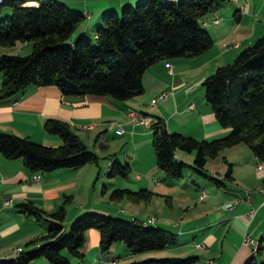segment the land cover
Here are the masks:
<instances>
[{"label":"trees","instance_id":"obj_1","mask_svg":"<svg viewBox=\"0 0 264 264\" xmlns=\"http://www.w3.org/2000/svg\"><path fill=\"white\" fill-rule=\"evenodd\" d=\"M22 1L0 3L10 6L9 13L0 18V44L31 41L28 53H0V98H12L27 85L53 84L64 94L90 93L121 100L142 91L141 74L158 59L193 56L208 48L212 38L201 16L226 0H138L119 11L106 10L94 28V37L84 33L72 36L82 14L62 1L35 0L36 5H21ZM200 85L216 122L227 127V132L209 139L195 138L167 130L163 120L155 116L149 124L151 148L156 166L166 177H179L183 167L188 166L212 184L222 185L223 180L204 167L206 158L214 157L221 148L242 141L257 159H264V18L260 35L230 62L217 65ZM43 129L57 134L60 143L45 145L26 136L0 132V155L18 157L26 168L38 172L74 168L96 160L94 151L66 121L47 117ZM177 149L193 151L191 162L177 158ZM128 170L127 161L108 157L107 175L126 176ZM230 171L227 162L225 179L231 177ZM138 192L145 196L150 193L144 188ZM16 209L43 221L46 229L24 242L12 256L0 257V264H26L39 256L49 264H68L70 257H81L84 231L89 227L98 231L101 252L116 241L132 253L177 243L176 233L152 224L154 220L85 210L65 227L62 204L45 211L26 200L18 202ZM197 258L194 254L169 255L142 261L191 264ZM244 264H264V258L257 261L250 256Z\"/></svg>","mask_w":264,"mask_h":264},{"label":"crops","instance_id":"obj_2","mask_svg":"<svg viewBox=\"0 0 264 264\" xmlns=\"http://www.w3.org/2000/svg\"><path fill=\"white\" fill-rule=\"evenodd\" d=\"M60 1L82 14L72 36L84 33L94 37V28L106 10L119 11L123 5H133L138 0ZM230 3L223 6L221 11H215L219 3L201 16L212 38L208 48L193 56L165 57L153 62L142 72V91L136 95L119 100L109 95L64 94L55 85L45 84L27 85L12 98H0V132L26 136L45 145H57L60 143L59 136L43 129L44 120L55 117L66 121L88 148L95 152L96 147L101 153L106 150L108 132L127 133L123 138L132 151L124 153L122 158L130 164L129 173L124 178L136 182L134 186H129L131 189L138 186L152 192L156 190V194L172 193L169 196L171 205L190 203L195 194L202 192L201 201H193L191 208L186 207V212H180L181 215L188 213L186 218L181 216L180 221L170 224L155 217L152 224L174 231L177 243L155 252H145V258L169 256L161 252L163 249L183 252H172V255H197V260L191 264H244L250 256L255 260L264 258V202L258 191L264 182V159H257L240 142L226 146L212 158L218 159L214 162V173L209 171V166L205 169L221 178L225 169L224 160L230 162L231 177L222 179V185H215L193 171L182 172L181 176L175 178L166 177L155 164L150 143L149 124L155 116L163 120L167 130L195 138L209 139L227 132V127H221L216 122L204 99L200 81L217 65L230 62L241 48L260 35L263 21L260 14L264 13V0H230ZM2 5L0 18L10 11V6ZM216 15L218 21L212 23L211 19ZM18 45V48L30 46L25 41ZM3 46L0 44V53H10ZM167 64H170L169 69ZM151 99H155L153 104L150 103ZM128 108L142 113L145 120L132 122L126 115ZM117 127L121 130H116ZM174 154L187 163L193 157V151L177 149ZM256 164L262 166L256 168ZM86 165L58 167L39 173L26 168L18 157L5 158L0 155V257L12 256L11 246L20 247L27 240L43 234L46 229L43 221H32L31 217L16 209V204L30 200L46 211L54 210L60 204L63 191L80 188L84 177L83 167ZM100 171L97 167L94 172L87 166V175L94 172L93 184ZM35 173L39 176L34 180L32 175ZM121 183V186L126 184ZM224 203L231 206L224 208ZM250 208L254 212L249 218L246 212ZM85 210L110 213L95 203L77 201L74 206L66 208L64 226ZM23 217L29 227L19 226L18 220H23ZM245 234L256 243L257 248L243 239ZM196 241L205 243L207 250H203L202 255L196 251L200 250L194 246ZM97 243L98 231L93 227L86 228L80 248L82 255L80 258L70 257L71 264H115L114 260L137 255L131 254L120 241L111 244L105 252L98 249ZM206 255L212 259H209V263L205 261ZM37 258L28 262L49 264L45 258L35 261Z\"/></svg>","mask_w":264,"mask_h":264},{"label":"rangeland","instance_id":"obj_3","mask_svg":"<svg viewBox=\"0 0 264 264\" xmlns=\"http://www.w3.org/2000/svg\"><path fill=\"white\" fill-rule=\"evenodd\" d=\"M227 4H231L230 0L222 1L221 4L215 9V11H221L222 7L226 6ZM2 6H9V5L4 4ZM263 11H264V8H263ZM204 14L202 16H204ZM263 18H264V13L260 14V20L261 21L263 20ZM22 42L23 41H16L13 45H8V46L4 45L3 48L7 51H10V53H14V54L22 55V54L28 53L30 51L31 41H29V40L25 41V42H29V44H30L29 48H26V47L18 48L19 47L18 44H21ZM148 111L149 110H147V112ZM125 134H127V133L112 134L111 132H108V136H107L108 143L106 146V150H104V152L101 153L102 151H100L98 148L95 147L94 149H95L96 153L95 152L94 153L97 155L96 160L92 161V162H87L86 163L87 165L83 167L84 177H83L80 188L76 189L75 187H72L73 190L67 189L66 191L62 192L60 204H62L63 208H64L63 222L65 219L66 208H68L69 206H71V207L74 206L75 202H77V201L78 202L79 201H81V202L82 201H88V202L95 203L96 205L99 206L100 209L109 210L110 215H116V216L124 217L127 219L132 218V217H136L140 220H141V218H144L143 220H146L149 218L155 219V217H157L159 220H162L165 223L174 224V222L180 221L179 219L181 218V216L186 218L188 215V213L181 215L180 212H186V211H184V209L186 207L191 208V206H193V201H195V200L198 201V200H200V198H202V192H199L198 194H195L193 196V200L190 203L188 202L186 204H172L171 205L170 200H169V196H172V193L166 194L168 196V198H166V199H165L166 195L156 194L155 193L156 190H153V192H152V191L146 189L150 193L147 196L140 195L138 192L140 187L137 186L134 189H131L129 187V186H134L136 182L126 180L124 178L125 176H120V175L109 176V175H107L103 169L107 165V162H108L107 159L109 156H116L120 161H123V158H122L123 154L124 153H130V151H132V150L128 149L129 146H127V144H125L126 143L125 138H123L125 136ZM240 144H245V143L240 141ZM89 145H91V143ZM225 147L221 148L220 150H223ZM152 154H153V151H152ZM153 156H154V154H153ZM212 158L213 157H207L206 158V161L204 163V167H205V169H207L206 166H209V168H210L209 171L214 173L215 167H216L214 162H216V160H218V159H212ZM224 161H225L224 167L226 169L227 162H229V161L226 159ZM87 166H90L94 172L96 171L97 167H98V169L101 170L99 173V177L95 180L94 184L92 182L94 172H93V174L87 175V172H86ZM129 166H130V164H129ZM230 168H231V164H230ZM225 169L223 170L222 176H221V179H223V180L225 179L223 177ZM187 171H188V173L192 172L188 166H184L182 169V172L184 173ZM161 172H162V170H161ZM128 173H129V170L127 171V174ZM121 182H125L126 184H123L125 186H121L122 185ZM117 190H121L120 193ZM65 196H67L66 199H65ZM222 206L224 208H229V206H231V204L230 203H224ZM116 210H117V214H115ZM49 211H52V210L49 209ZM179 214H180V216H179ZM24 215L29 216L26 214H24ZM29 217H31L32 221H39V220H36L33 216H29ZM40 222H41V220H40ZM18 224H19V226H25V227L30 226L26 222L24 217H23V220H21L19 218ZM196 244H202V247H197ZM194 246H196L197 248L200 249V250H196L199 253V255H202L203 250L204 251L207 250L205 243L200 242V241H196ZM17 247L18 246L14 245V246H11L9 249L12 253H14L15 252L14 249ZM158 250L159 249L141 251V252H136V253L131 252V254H137L136 257H134V258H132V257L119 258L118 260H114V263L115 264L116 263H118V264H123V263H126V264H144L145 261H142V260H143V258L145 259V256L147 254L145 252H149V251L155 252ZM167 250H169V249H167ZM167 250L163 249V250H161V252H165L167 255H172V252L183 253V252L178 251V250H172L170 252ZM206 257H207V258H205L206 262L208 259H211L210 257H208V255H206ZM42 258H44V257L39 256L37 259H35V261L45 260ZM71 263H72V261H70L68 264H71ZM27 264H32V263L27 262Z\"/></svg>","mask_w":264,"mask_h":264},{"label":"built area","instance_id":"obj_4","mask_svg":"<svg viewBox=\"0 0 264 264\" xmlns=\"http://www.w3.org/2000/svg\"><path fill=\"white\" fill-rule=\"evenodd\" d=\"M30 1H34V0H30ZM218 21V16H214L212 17L211 19V22L212 23H216ZM202 24H205V21L202 20ZM168 65V69L170 67V64H167ZM155 101V99H151L150 100V103L153 104ZM126 115L127 117L134 123H139V122H143L145 120V117L142 113L138 112L137 110H134L132 108H128L127 111H126ZM116 130L120 131V127H117ZM262 166V164H256L255 167L256 168H260ZM38 173H35L32 175V179H37L38 178ZM258 191L262 194L263 196V202H264V182L258 187ZM201 196V195H200ZM6 201V200H5ZM254 210L252 208H250L246 214L247 216L250 218L253 214ZM148 221H153L154 218H149L147 219ZM243 239L245 241H249L251 244H253V240L247 235L245 234V236L243 237ZM197 247H202V244H196ZM20 247H17L14 249V251L18 250ZM209 259L207 260V263H209Z\"/></svg>","mask_w":264,"mask_h":264},{"label":"bare ground","instance_id":"obj_5","mask_svg":"<svg viewBox=\"0 0 264 264\" xmlns=\"http://www.w3.org/2000/svg\"><path fill=\"white\" fill-rule=\"evenodd\" d=\"M4 0H0V3L3 2ZM15 1V0H14ZM4 3V2H3ZM21 5H36V1H30V0H24L21 2ZM253 247H256V243L253 242ZM255 250V249H254ZM257 250V249H256Z\"/></svg>","mask_w":264,"mask_h":264}]
</instances>
